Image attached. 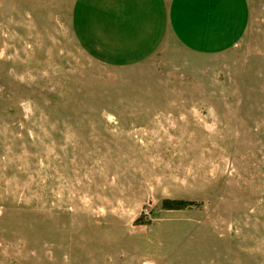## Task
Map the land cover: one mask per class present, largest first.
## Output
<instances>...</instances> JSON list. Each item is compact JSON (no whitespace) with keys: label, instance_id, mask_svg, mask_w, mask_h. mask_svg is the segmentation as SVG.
Wrapping results in <instances>:
<instances>
[{"label":"rangeland","instance_id":"obj_1","mask_svg":"<svg viewBox=\"0 0 264 264\" xmlns=\"http://www.w3.org/2000/svg\"><path fill=\"white\" fill-rule=\"evenodd\" d=\"M74 1L0 0V264H264V0L225 51L124 68Z\"/></svg>","mask_w":264,"mask_h":264},{"label":"crops","instance_id":"obj_2","mask_svg":"<svg viewBox=\"0 0 264 264\" xmlns=\"http://www.w3.org/2000/svg\"><path fill=\"white\" fill-rule=\"evenodd\" d=\"M248 0H75L79 48L111 68L138 65L167 40L201 54L225 51L247 30Z\"/></svg>","mask_w":264,"mask_h":264},{"label":"trees","instance_id":"obj_3","mask_svg":"<svg viewBox=\"0 0 264 264\" xmlns=\"http://www.w3.org/2000/svg\"><path fill=\"white\" fill-rule=\"evenodd\" d=\"M195 204L196 203L193 200L168 199V198L163 199L161 202L162 208L169 209V210L185 209V208L191 207Z\"/></svg>","mask_w":264,"mask_h":264}]
</instances>
